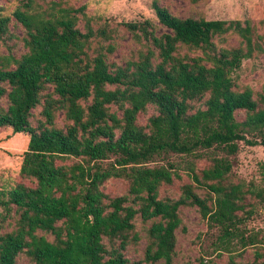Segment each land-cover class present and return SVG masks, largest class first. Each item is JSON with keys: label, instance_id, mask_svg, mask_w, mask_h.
I'll list each match as a JSON object with an SVG mask.
<instances>
[{"label": "trees", "instance_id": "16d2710c", "mask_svg": "<svg viewBox=\"0 0 264 264\" xmlns=\"http://www.w3.org/2000/svg\"><path fill=\"white\" fill-rule=\"evenodd\" d=\"M152 7L165 30L149 19L117 23L139 45L117 64L109 60L117 28L85 5L26 0L11 14L0 6L8 50L0 54V128L28 136L21 180L0 187L1 220L16 216L9 231L0 222V264L21 254L25 264H140L126 255L142 238L138 218L149 223L144 261L174 264L188 206L217 230L211 252H227L225 264H264L263 245L252 261L233 254L264 239L246 229L250 189L230 179L243 147L264 146V88L236 79L244 60L264 54V33L249 19L178 17L158 0ZM11 17L24 29L18 55L8 44ZM113 179L127 183L124 193L104 191ZM175 181L180 194L161 195ZM215 258L195 264H220Z\"/></svg>", "mask_w": 264, "mask_h": 264}, {"label": "rangeland", "instance_id": "374dc122", "mask_svg": "<svg viewBox=\"0 0 264 264\" xmlns=\"http://www.w3.org/2000/svg\"><path fill=\"white\" fill-rule=\"evenodd\" d=\"M26 0H0V6L4 13L11 14ZM49 1V0H47ZM75 7L85 5L86 12L95 20L108 18L112 25L117 28L118 36L115 41L116 49L109 56V60L117 64H124L129 58L135 57L139 45L131 38L123 26H117L122 21L151 20L158 31L165 28L159 24L152 7L153 0H65ZM41 2V1H39ZM160 5L166 7L172 14L178 17L194 16L206 19H249L259 33H264V0H158ZM82 28L83 23L79 22ZM10 31L12 37L8 40L10 51L19 54L24 51L21 36L24 29L21 24L11 17ZM228 43L236 44L237 38L233 35L228 37ZM4 44L0 45V54L7 53ZM239 85H249L255 90L264 88V54L254 59L243 61L241 69L237 73ZM41 106L33 109L31 120L33 125L40 118ZM155 111L153 106H148L146 111L138 116V122L144 125L147 117ZM63 115L58 113L56 123L63 125ZM28 136L24 133H14L11 128H0V187L20 181L19 169L22 154L27 149ZM230 179L235 183H241L242 188H249L245 209H251L250 218L246 221V229L250 234H256L259 239H264V146L243 147L233 159ZM184 178L183 181H188ZM30 183L28 180H22ZM183 181H175L172 185L163 187L161 195L177 197L180 194L179 185ZM127 183L120 179L110 180L103 187L104 191L112 196L125 192ZM262 193V199L257 197L256 192ZM2 208L0 206V222L3 224L2 232L15 227L16 216L1 220ZM242 213V210L238 211ZM183 230H177V246L174 264H195L198 257L203 255L216 256L220 264H225L228 253L223 251L220 255L212 251L211 240L218 233L216 229L208 230L207 223L198 211L197 207H182L181 209ZM137 229L142 236L137 245H131L126 249V255L131 261H140V264H148L145 257V229L149 223L136 220ZM259 245V246H256ZM249 245L242 249L238 248L233 254L239 261H252L257 249L264 247V243ZM263 245V247H261ZM27 259L21 254L17 264H25ZM156 264H162L161 261Z\"/></svg>", "mask_w": 264, "mask_h": 264}]
</instances>
